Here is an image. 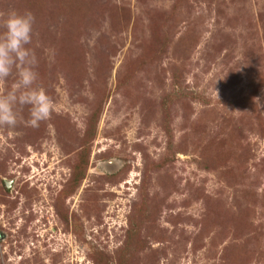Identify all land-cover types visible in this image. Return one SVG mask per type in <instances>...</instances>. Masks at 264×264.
Instances as JSON below:
<instances>
[{"label": "rangeland", "instance_id": "374dc122", "mask_svg": "<svg viewBox=\"0 0 264 264\" xmlns=\"http://www.w3.org/2000/svg\"><path fill=\"white\" fill-rule=\"evenodd\" d=\"M10 11L53 109L0 127V264H264V0Z\"/></svg>", "mask_w": 264, "mask_h": 264}, {"label": "clouds", "instance_id": "9594fccd", "mask_svg": "<svg viewBox=\"0 0 264 264\" xmlns=\"http://www.w3.org/2000/svg\"><path fill=\"white\" fill-rule=\"evenodd\" d=\"M34 16L30 12H0V127L14 129L23 109L28 106L32 127L50 119L53 100L43 88H34L37 73L33 71L35 54L26 46L31 43ZM16 69L18 79L11 90H5L8 77Z\"/></svg>", "mask_w": 264, "mask_h": 264}]
</instances>
